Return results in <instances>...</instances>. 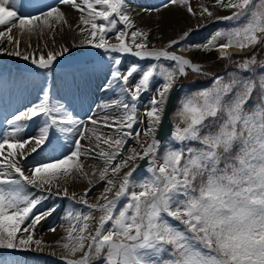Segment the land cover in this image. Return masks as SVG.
<instances>
[{"label":"snow or ice","instance_id":"6c2138e0","mask_svg":"<svg viewBox=\"0 0 264 264\" xmlns=\"http://www.w3.org/2000/svg\"><path fill=\"white\" fill-rule=\"evenodd\" d=\"M173 10L192 22L165 42ZM0 27L28 63L0 87L34 93L0 122V264H264V0H0Z\"/></svg>","mask_w":264,"mask_h":264},{"label":"bare ground","instance_id":"6f19581e","mask_svg":"<svg viewBox=\"0 0 264 264\" xmlns=\"http://www.w3.org/2000/svg\"><path fill=\"white\" fill-rule=\"evenodd\" d=\"M47 2L51 3L52 0H47ZM136 2H138V1L135 0V6L137 7ZM164 15H165L164 17H166L164 19L166 23H167V20H169V19L175 21V19H178L177 16L184 17L183 20L180 19L181 22L178 23V25L176 24L177 25L176 31L182 30L186 25H188L192 22L190 20V18L185 17V13L182 14V11H181V13H178L176 10H173L171 12H165ZM77 16H78L77 12L73 11L71 13V18L74 22L76 21ZM154 19H156L155 16H153L151 18L145 17L144 18V24L145 25L151 24L152 20H154ZM73 35H74V33H69L68 38L71 39ZM164 36H165V42H166L167 38H171V36H172L171 31L167 32V33L164 31ZM150 39H151V37H150ZM156 43L158 44V42H156ZM80 54L81 53H74V55L72 57H69L67 60L62 61V63L65 65V67L62 69H58V73L64 72V71L71 72L73 70L75 63L77 61H79L78 59L80 58V56H79ZM7 67L8 66L6 64L4 65L3 63L0 62V69H5V73H4L5 78L6 79L8 78V70H11L12 78L14 79L16 76V73L13 72V70L11 68H9V67L7 68ZM101 79H102V77L98 78V77L93 76L91 78V83L89 85H87V87H86V90L88 92L90 100L97 99L98 104L103 103L105 100H108L111 98L108 94L100 92L99 88L97 87V85L99 84ZM38 81L39 80H37L36 82L38 83ZM49 82H51V74H49ZM30 93H31V95H30ZM33 95H34V93H32V86L31 85L29 86V88L27 90L21 91L18 87L13 86V83L11 82V80H9V82L6 86L0 87V101H2V99L4 97H7V100H6L7 103H3V105H1L2 103L0 104V107L4 108V106H5L4 112H2V110L0 111L1 112L0 122H2L4 119V117L1 116L2 114H3V116H6L9 111H14L15 107L19 106L20 104L26 103V101L28 99H31ZM85 108H87V106ZM95 109L96 108L94 107V110ZM105 131H107V130H105ZM93 163H96V161H92V160L87 161V164H93ZM79 188H80V186L77 185L75 188H73L71 190H77L78 191ZM96 195H97V193L95 192V194L93 196L92 195L90 196V199L94 200ZM60 214L61 215H59V213L57 212L52 217H50L48 220L42 222L41 225L38 226V235L42 236L48 243H53L55 240L60 239V237L64 234L63 233V225L65 222L62 219V217L64 215V211L60 212ZM55 219H57L59 221V223L55 226L57 228L56 233H52L49 231V228H51L53 226L48 227V225L50 224V222H52ZM25 258L28 260L29 264H59L57 257L51 256L48 254H43V255H39V256H34L32 254H26Z\"/></svg>","mask_w":264,"mask_h":264},{"label":"rangeland","instance_id":"374dc122","mask_svg":"<svg viewBox=\"0 0 264 264\" xmlns=\"http://www.w3.org/2000/svg\"><path fill=\"white\" fill-rule=\"evenodd\" d=\"M138 2H136L137 4V7L141 6V7H149V6H152V7H158L160 4H161V0H136ZM26 3L29 2V0H25ZM195 3H196V0H193V5L195 6ZM31 9H21V14H23L25 11H30ZM178 13H181V11H178L176 10ZM182 14H184L182 12ZM222 14H226V13H222ZM164 15V14H163ZM165 16V15H164ZM178 19H175V21L169 19L167 20V23L165 22V32H170L172 33V36L171 37H175L181 30H178L176 31L177 29V25L178 23L181 22V20H183L184 17L182 16H177ZM182 17V18H181ZM185 17H188L186 14H185ZM156 18V17H155ZM166 17H164L165 19ZM189 18V17H188ZM181 19V20H180ZM177 24V25H176ZM168 29V30H167ZM0 30H3L2 27H0ZM15 31V30H14ZM211 29H207V30H203L201 31L199 34H197V36L195 37V39L197 41H200L202 37L206 36L208 34V32H210ZM215 54V53H214ZM216 55V54H215ZM193 58L194 59H201L202 60V55L199 54V53H193ZM40 79V78H38ZM191 82V78L189 79V81H186L185 83H190ZM197 83H200V82H197ZM95 102L96 104H98V100L95 99ZM96 104H93L92 107L94 109V107L96 108ZM87 105H85L86 107ZM83 110H86V108L82 109ZM0 111H1V107H0ZM0 128H2V123H0ZM97 193V192H96ZM95 194V191L91 194L92 196ZM49 204L51 203V201L48 202ZM58 203H61V209L60 211H58L59 215L60 212L64 211L63 209H65V206L67 205V201H63V202H60L58 201ZM59 223V221L57 219L53 220L49 225L48 227H51V226H56L57 224Z\"/></svg>","mask_w":264,"mask_h":264},{"label":"trees","instance_id":"16d2710c","mask_svg":"<svg viewBox=\"0 0 264 264\" xmlns=\"http://www.w3.org/2000/svg\"><path fill=\"white\" fill-rule=\"evenodd\" d=\"M212 57H213L212 55H204L203 60L207 61L206 59H208V58L210 59V58H212ZM208 62L211 63L210 60H208ZM221 68H223V64L218 65L217 68H214L213 70H214V71H218V70L221 69Z\"/></svg>","mask_w":264,"mask_h":264}]
</instances>
